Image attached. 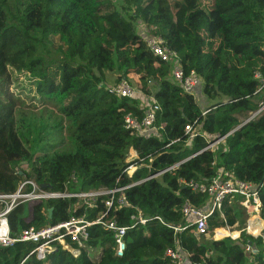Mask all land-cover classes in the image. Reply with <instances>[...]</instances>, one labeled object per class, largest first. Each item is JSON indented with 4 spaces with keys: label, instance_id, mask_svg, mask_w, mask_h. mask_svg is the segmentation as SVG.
<instances>
[{
    "label": "trees",
    "instance_id": "16d2710c",
    "mask_svg": "<svg viewBox=\"0 0 264 264\" xmlns=\"http://www.w3.org/2000/svg\"><path fill=\"white\" fill-rule=\"evenodd\" d=\"M195 1L181 29L168 0H0V193H14L24 180L58 192L111 188L119 180L134 186L126 191L131 206L117 210L115 218L122 225L138 211L148 218L128 232L122 258L115 256L112 235L94 226L87 247L102 245L99 258H91L87 247L76 258L59 246L43 263L24 264H175L166 252L177 243L191 264H264V223L258 238L242 233L213 241L215 231L235 226L241 217L229 200L224 218L213 213L211 232L200 237L182 213L186 202L204 207L209 201L185 182L206 183L224 169L257 186L264 220V114L243 124L264 100L256 78V73L264 78V0ZM138 22L180 55L186 75L195 71L201 77L203 87L195 95L185 93L171 66L153 55ZM11 70L32 76L41 97L57 106L60 118L49 138L31 141L21 131ZM107 74L118 83L134 81L143 97L111 93ZM201 91L219 102L205 114L195 99ZM151 97L161 107L156 130L142 136L125 129V116L145 117ZM223 98L227 101L220 102ZM198 119L191 140L185 128ZM65 128L75 152L60 149L66 139L56 141ZM206 135L227 137L206 150L211 141ZM131 152L138 159L127 162ZM132 166V176L124 173ZM77 202L22 203L8 216L12 232L72 216L96 217L98 210L77 209ZM175 228L183 230L176 234ZM26 254L23 247H0V264H19Z\"/></svg>",
    "mask_w": 264,
    "mask_h": 264
},
{
    "label": "built area",
    "instance_id": "2783aa9c",
    "mask_svg": "<svg viewBox=\"0 0 264 264\" xmlns=\"http://www.w3.org/2000/svg\"><path fill=\"white\" fill-rule=\"evenodd\" d=\"M146 41L153 55L171 66L174 79L182 87L183 91L195 95L198 89L202 87L203 81L201 77L195 71H191L190 74L186 75L180 55L168 47L165 39L151 36ZM256 78L262 82V86L257 91V94L262 92L264 95V78L260 73H256ZM109 90L111 93L123 98L136 99L143 97L140 89L127 79L121 80L109 88ZM146 107L149 110L142 119H138L133 114H127L124 119V128L135 130L142 136H150L156 130L155 122L161 107L154 102L153 97L148 99ZM263 114L264 100L260 102L259 109L251 113L244 120L243 124L259 118ZM198 124L199 119L193 124L186 126L185 136H189L193 140L197 136ZM226 137L206 135V138L211 140L206 150L216 149L224 142ZM179 166L180 163L169 170H174ZM135 170L136 167L132 166L124 173L132 176ZM169 170L157 173L153 177H159ZM72 180L76 181V178H72ZM185 185L193 191L207 194L209 198L208 203L204 207H197L189 202H186L182 207V213L188 223L187 225L195 228L196 236L200 237L211 232L209 218L216 211L224 218L222 207L226 200H229L237 210L248 211L249 214H253L256 217V220L252 221V223L253 225L260 226V232L258 234L252 233L249 225L246 231L248 236L258 238L263 234V228L257 219H260L262 215V203L255 184L243 181L236 177L233 172L221 169L217 176L210 181H206V183L190 181L185 182ZM29 186H32L31 191H28ZM132 186L134 185L123 186L118 180L115 186L111 188H99L87 192H69L68 190L66 192H58L44 189L33 180H24L14 193H0V247L9 250L23 247V251L27 252V254L19 264H24L28 259H34L36 262L43 263L47 259V256L59 246L77 258L81 253V249L87 247L90 229L94 226H100L112 235L115 243V256L122 258L127 250L126 236L128 232L137 227L145 226L148 223V218L145 217L142 211L132 214L126 225L120 224L115 218L117 210L119 211L124 207L131 206L127 199L126 191ZM238 197L241 198V201H238ZM69 198L78 199L76 204L77 209L86 207L87 209L98 210L96 217L94 219H87V214L82 217L72 216L69 220L58 224L46 225L40 228L29 227L22 229L18 233L12 232L8 216L18 205L22 203L29 205L40 201ZM235 226L227 228L232 230ZM182 230V228H175V233L177 234V232ZM218 231L213 233L214 238H216ZM226 237L234 238L230 235ZM251 245L252 243H249L248 251ZM177 246L176 248L168 249L166 256L175 264H191L188 254L179 247L178 243ZM100 256L101 254L98 258Z\"/></svg>",
    "mask_w": 264,
    "mask_h": 264
},
{
    "label": "rangeland",
    "instance_id": "374dc122",
    "mask_svg": "<svg viewBox=\"0 0 264 264\" xmlns=\"http://www.w3.org/2000/svg\"><path fill=\"white\" fill-rule=\"evenodd\" d=\"M170 2L171 8L174 10L177 20L183 18L184 13L189 10V8L195 7L196 1L195 0H168ZM206 2V0H202ZM212 5V0H207ZM172 10V11H173ZM184 11V12H183ZM137 29L139 34L145 38L146 40L152 36L151 30L147 25L142 22H138ZM12 78L14 81V85L12 87V91L17 99L18 105V113L17 118L19 119V125L21 127V131L27 136V138L31 141H35L39 138H45L49 136L47 134L53 132L54 123L59 120V111L57 106H55L54 102L48 101L45 98L41 97L38 92V87L36 84V80L30 76L26 72H18L11 70ZM107 82L106 86L108 89L116 85L118 82L117 76L114 74H107ZM134 85L135 82L132 81ZM203 87V86H202ZM196 102L198 105L201 106L203 112L206 113L208 109L219 102L217 101H210L201 91V94L198 95L196 98ZM223 98L220 102H226L227 99ZM48 101V102H46ZM143 105V104H142ZM67 127V126H66ZM68 130L65 128L63 134L56 138L57 140H64L66 142L61 145V150L66 152H75L76 145L70 139L68 135ZM55 144V142H51ZM138 159L137 155L134 152H131L127 157V162H132ZM132 173V172H131ZM238 201H241V198L238 197ZM241 217L239 219L238 225H236L232 230L225 228L220 229L218 231L217 237L227 236L230 235L235 239L240 237L242 233H246L247 228L250 225V231L252 233L258 234L260 232V226L253 225L252 221L256 220V217L253 214H249L248 211L240 210ZM261 226L263 228L264 220L262 216L257 218ZM257 228H259L257 230ZM235 235V236H234ZM231 238V237H230ZM232 238V239H234ZM213 241L220 240L214 238L212 236ZM15 251L17 248L14 249ZM104 247L102 245H98L97 247H87V251L89 252L91 258H98L100 254L103 253ZM25 254V253H24ZM23 257V256H22ZM15 260V257H14Z\"/></svg>",
    "mask_w": 264,
    "mask_h": 264
},
{
    "label": "crops",
    "instance_id": "0c3cea01",
    "mask_svg": "<svg viewBox=\"0 0 264 264\" xmlns=\"http://www.w3.org/2000/svg\"><path fill=\"white\" fill-rule=\"evenodd\" d=\"M172 10H173V9H172ZM183 12H184V11H183ZM186 13H187V12L184 13V16H183L182 19L177 20L176 15H175V12H174V10H173L174 21L178 24V26H179L181 29L184 28V18H185V16H186ZM217 235H218V232L216 233V238H217ZM217 239H218V238H217Z\"/></svg>",
    "mask_w": 264,
    "mask_h": 264
},
{
    "label": "water",
    "instance_id": "95a60500",
    "mask_svg": "<svg viewBox=\"0 0 264 264\" xmlns=\"http://www.w3.org/2000/svg\"><path fill=\"white\" fill-rule=\"evenodd\" d=\"M42 187L45 188L44 186H42ZM52 211H53V210L50 209V218H51ZM55 251H58V248H55L53 252H55ZM53 252H52V253H53Z\"/></svg>",
    "mask_w": 264,
    "mask_h": 264
},
{
    "label": "bare ground",
    "instance_id": "6f19581e",
    "mask_svg": "<svg viewBox=\"0 0 264 264\" xmlns=\"http://www.w3.org/2000/svg\"><path fill=\"white\" fill-rule=\"evenodd\" d=\"M235 236V235H234Z\"/></svg>",
    "mask_w": 264,
    "mask_h": 264
}]
</instances>
